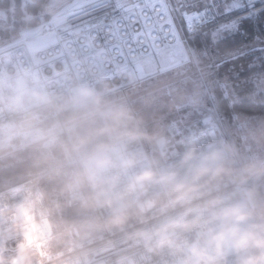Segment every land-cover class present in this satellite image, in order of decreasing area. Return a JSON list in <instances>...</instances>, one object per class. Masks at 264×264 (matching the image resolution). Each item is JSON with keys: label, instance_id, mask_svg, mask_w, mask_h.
Listing matches in <instances>:
<instances>
[{"label": "built area", "instance_id": "built-area-1", "mask_svg": "<svg viewBox=\"0 0 264 264\" xmlns=\"http://www.w3.org/2000/svg\"><path fill=\"white\" fill-rule=\"evenodd\" d=\"M110 2L72 0L54 14L21 30L24 32L15 41L0 45V141L15 138L21 147H28L37 131L23 130L20 121L36 112L59 118L62 113L84 109L71 103L80 89L93 92L101 102L160 73L163 58L153 55L150 48L133 49L132 45L115 40L108 30L98 26L100 18L111 11ZM45 37L50 39L46 46H32ZM34 94L46 96L47 101ZM17 98L22 106H11L12 100ZM218 123L211 117L181 126L172 123L150 140L143 126L135 121L134 125L144 136L128 143L126 152L140 161L166 167L174 164L191 144L225 149ZM74 171V167H70L61 174L66 205L80 208L85 219L100 225L101 235L37 264H119L120 261L146 264L142 249L126 239V233L145 225L134 221L123 231L105 229L103 225L111 215L110 209L81 207L76 196L67 192L66 184ZM133 171H139V167ZM89 191L84 186L80 194L87 195ZM48 216L38 184L22 183L1 192L0 259L10 250L23 247L30 233L38 242L49 240ZM27 226L32 229L30 233ZM228 264H235V257L229 256Z\"/></svg>", "mask_w": 264, "mask_h": 264}, {"label": "clouds", "instance_id": "clouds-1", "mask_svg": "<svg viewBox=\"0 0 264 264\" xmlns=\"http://www.w3.org/2000/svg\"><path fill=\"white\" fill-rule=\"evenodd\" d=\"M71 103L97 111L101 104L86 89ZM11 106L22 105L17 98ZM101 115L106 124L95 135H107V142L87 149L92 138H77L65 149L77 154L66 190L81 207L110 209L105 229L123 231L133 220L145 225L126 239L142 249L146 264H228L229 256L235 264H264V192L258 184L264 161L235 167L224 148L191 144L174 164L154 166L126 152L128 143L144 136L127 110L108 107ZM84 186L87 195L80 194Z\"/></svg>", "mask_w": 264, "mask_h": 264}, {"label": "rangeland", "instance_id": "rangeland-1", "mask_svg": "<svg viewBox=\"0 0 264 264\" xmlns=\"http://www.w3.org/2000/svg\"><path fill=\"white\" fill-rule=\"evenodd\" d=\"M29 1H20L23 22L31 19V15L24 9ZM70 1L72 0H46L37 17L42 20L45 16L62 9ZM260 6L258 3L257 8ZM12 10L10 8L9 13L0 10V26L3 23L11 25L13 17L9 21L8 15L12 13ZM257 21L254 20L256 26H258ZM259 27L264 30V19L261 20ZM25 28L27 27L21 26L15 34L0 36V45L18 39L24 32L21 30ZM48 43L50 39L45 37L33 43L32 46L41 48ZM222 55L229 60L228 69L217 68L211 56H205L189 45L181 54L163 58L159 74L134 88L101 101L99 111L92 106L87 107L71 115L68 120L38 112L27 115L20 121L19 126L23 130L32 128L37 131L33 143L23 148L15 138L0 141V161L14 157L18 152L27 151V155L34 158L35 163L41 165L42 170L26 178L3 180L1 187L6 188L22 183L38 184L39 180L51 174H62L70 167L77 170V154L71 151L66 152L65 149L70 150L77 138L92 137V140L96 142L98 137L95 131L105 127L106 124L101 113L108 107L127 110L133 118L132 124L135 121L140 123L150 140L156 138L172 123L181 126L211 117L219 121V131L225 150L235 162V167H241L249 161H264V116H247L233 111L228 117L223 112L217 96V91H220L228 103L237 100L232 91L231 79L245 68V58L233 60L227 57L226 53ZM148 70L150 71V68ZM253 84L254 91L250 98L255 101H264V75L258 80H253ZM145 109H152L153 114L142 120L140 111ZM161 110L165 112L157 114ZM102 139L108 141L107 135H104ZM258 184L264 192V178ZM64 198L62 189L61 192L55 193L53 198L47 197L50 206L55 209H58ZM80 217L79 222L74 225L48 224L51 238L47 241H36L30 235L31 227L27 226L30 234L27 236L26 244L10 250L5 258L0 259V264H37L41 260H48L51 256L59 255L64 248L61 246L62 241L68 249L97 239L101 235L102 227L85 219L82 215Z\"/></svg>", "mask_w": 264, "mask_h": 264}, {"label": "snow or ice", "instance_id": "snow-or-ice-1", "mask_svg": "<svg viewBox=\"0 0 264 264\" xmlns=\"http://www.w3.org/2000/svg\"><path fill=\"white\" fill-rule=\"evenodd\" d=\"M108 7L111 11L98 26L133 49L147 46L164 58L177 56L190 45L225 69L229 60L220 54L221 47L233 60L254 53L264 60V37L245 42L244 27L264 14V0H111Z\"/></svg>", "mask_w": 264, "mask_h": 264}, {"label": "trees", "instance_id": "trees-1", "mask_svg": "<svg viewBox=\"0 0 264 264\" xmlns=\"http://www.w3.org/2000/svg\"><path fill=\"white\" fill-rule=\"evenodd\" d=\"M21 0H0V10H4L5 12L9 13L10 8L13 10L12 13L8 15V20L10 21L11 18L13 19L11 22V25L9 26L7 23H3L0 26V36L5 37L9 36L11 34H15L18 32L19 27H29L34 24H36L39 19L37 15L41 13L42 6L46 0H30L28 3L25 4L24 9L27 13L31 15L30 21L23 22L22 19V11L21 10ZM47 17V16H45ZM44 17V18H45ZM264 19V14H261V17L258 19L257 23L258 26L255 25L254 20L251 22L246 21L244 24V27L248 31V35L245 39V42H250L253 40V37L256 35L263 36L264 30H262L259 25L261 23V20ZM225 50L223 47L220 49V54H225ZM259 53H254L252 56L246 57L245 68L240 71L239 73H236L234 77L231 79V87L233 93L236 95L237 100L233 103H228L227 100L222 96V92L217 91V96L219 97V102L222 106L223 112L230 117V114L235 111L247 116H255V115H262L264 116V101H255L250 98V95L254 91V84L253 80H258L262 75H264V60L257 59L256 57L259 56ZM80 111V110H78ZM78 111L74 112H66L62 113L60 115L61 119L68 120L71 115L77 113ZM164 110H161L157 112V114L164 113ZM156 113V112H155ZM153 114L152 109H145L143 111H140V117L142 120H145L149 116ZM171 117V116H168ZM171 120V119H170ZM169 120V121H170ZM97 129L95 131V134L98 132ZM102 136H97L99 141H105L103 140ZM92 138V137H90ZM92 140V142L87 145V149H90L94 143H96ZM34 158H30L29 155H27V151L18 152L14 155V157L6 158L2 161H0V193L11 188L14 186H8L6 188L1 187V183L3 180H10L18 177H25L30 175H36L41 170V165L35 163ZM38 185L41 187L44 195L45 202L47 204L48 208V218L47 222L48 224H51L54 226V224H61L64 226L74 225L77 224L80 220L81 210L78 207L69 208L66 205L65 198L63 201L59 204L58 209L53 208L50 206L49 201L47 197L53 198L55 193H58L59 191L64 194L65 197V191L64 186L61 178V174H51L49 177H45L41 180H39ZM50 211V212H49ZM133 221H130L129 224L126 226L128 227L131 225ZM60 249L62 250H71L74 247L65 248L63 244V241L61 242Z\"/></svg>", "mask_w": 264, "mask_h": 264}]
</instances>
